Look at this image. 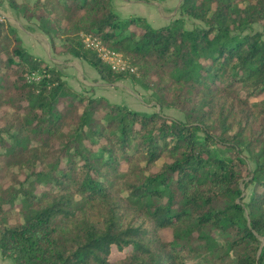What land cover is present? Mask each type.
<instances>
[{
	"label": "trees",
	"instance_id": "trees-1",
	"mask_svg": "<svg viewBox=\"0 0 264 264\" xmlns=\"http://www.w3.org/2000/svg\"><path fill=\"white\" fill-rule=\"evenodd\" d=\"M7 1L56 53L108 84L130 79L160 111L78 90L29 52L5 17L2 256L14 264H264V0H182L179 16L158 28L121 18L112 0ZM89 34L135 71L113 70L85 45Z\"/></svg>",
	"mask_w": 264,
	"mask_h": 264
},
{
	"label": "rangeland",
	"instance_id": "rangeland-1",
	"mask_svg": "<svg viewBox=\"0 0 264 264\" xmlns=\"http://www.w3.org/2000/svg\"><path fill=\"white\" fill-rule=\"evenodd\" d=\"M194 19L186 20V27L191 28L193 26ZM13 23L17 27V30L24 41V45L27 50L36 56H41L44 60H47L49 63L51 59L49 57H57L58 53L53 50L50 39L39 31L34 22H28L20 20L19 18L13 19ZM254 29H260L258 24H254ZM56 44H59V40L55 41ZM59 46V45H57ZM75 71L73 76L79 78L80 80L87 79L88 81L94 80L96 76L95 73L86 71L84 68L83 62H80L79 59L74 60ZM94 95H106L107 98L113 102L120 104H126L132 109L147 111V112H159V106L155 104L151 97V92L143 89L141 86L133 83L130 79H123L115 84H105L99 87L97 90L92 91ZM164 114L173 116L175 118H184L183 112L175 109H163ZM250 187L246 190L247 193H250ZM0 264H14L11 259L4 258L0 252Z\"/></svg>",
	"mask_w": 264,
	"mask_h": 264
},
{
	"label": "crops",
	"instance_id": "crops-1",
	"mask_svg": "<svg viewBox=\"0 0 264 264\" xmlns=\"http://www.w3.org/2000/svg\"><path fill=\"white\" fill-rule=\"evenodd\" d=\"M19 3H22L23 0H17ZM34 2V0H28ZM113 8L118 13L121 18H129L131 16H141L145 17L147 21L153 27H161L167 24L171 19L179 16V6L182 0H151V1H142V0H112ZM0 14H3L7 19L13 23V19H20L25 21L26 19L18 16L14 9L11 8L7 0H3L0 4ZM27 21V20H26ZM34 22V21H32ZM35 25V22H34ZM57 43V45H60ZM39 56V55H37ZM41 57V56H39ZM51 65L56 66L64 75V78L78 90L81 88H86L88 91L92 92L97 90L102 85L108 84L104 82L96 72L94 68L89 66L87 63L83 62L84 68L86 71L93 72L97 77L94 80L88 81L87 79L80 80L77 77H74L75 69V59L71 56L58 54L57 57H49ZM47 61V60H46ZM48 62V61H47ZM49 63V62H48ZM106 96V95H100ZM107 97V96H106Z\"/></svg>",
	"mask_w": 264,
	"mask_h": 264
},
{
	"label": "built area",
	"instance_id": "built-area-1",
	"mask_svg": "<svg viewBox=\"0 0 264 264\" xmlns=\"http://www.w3.org/2000/svg\"><path fill=\"white\" fill-rule=\"evenodd\" d=\"M5 16L0 14V22L4 21ZM84 43L87 47L96 50L102 60L107 62L111 68L118 72L135 71L129 61L119 52L108 48L100 39L93 35H85ZM32 78L39 79V75H33Z\"/></svg>",
	"mask_w": 264,
	"mask_h": 264
}]
</instances>
